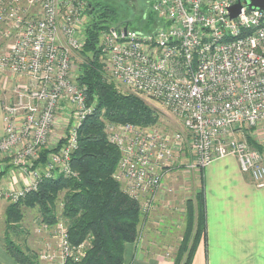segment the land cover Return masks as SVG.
Here are the masks:
<instances>
[{"label":"built area","instance_id":"built-area-1","mask_svg":"<svg viewBox=\"0 0 264 264\" xmlns=\"http://www.w3.org/2000/svg\"><path fill=\"white\" fill-rule=\"evenodd\" d=\"M238 2L151 0L159 25L148 31L121 25L101 34L99 61L107 80L151 100L178 123L174 130L107 123V138L121 152L114 177L146 213L178 162L196 171L235 156L241 171L264 186V154L235 135L243 126L264 122V12L243 5L232 16ZM89 6V0L0 1V43L9 44L0 66L26 78L13 88L16 98L3 105L0 156L10 154L32 176L21 189L0 190V197L17 201L42 176L76 175L71 158L79 128L96 105L79 86L73 62L86 41ZM63 103L74 109L62 110ZM61 113L71 124L61 144L47 147L44 167L35 169ZM57 227L58 248L47 247L42 257L61 262L83 257L86 243L72 244L65 224Z\"/></svg>","mask_w":264,"mask_h":264},{"label":"trees","instance_id":"trees-1","mask_svg":"<svg viewBox=\"0 0 264 264\" xmlns=\"http://www.w3.org/2000/svg\"><path fill=\"white\" fill-rule=\"evenodd\" d=\"M111 1L89 0L86 41L77 53L81 57L77 82L90 95L89 103L95 101L96 105L79 128V147L71 158L76 175L42 176L37 188L6 208L5 231L0 236V245L22 264H40L35 250L27 249L25 241L19 243L9 234L13 228H20L26 208L37 209L47 225L63 219L72 244L86 243L83 257L79 260L69 258L64 264H124L126 244L141 236V223L147 213L142 211L139 199L130 196L114 177L121 152L108 140L105 122L155 125L160 123L161 114L141 96L123 92L117 84L107 80L99 61V43L102 32L112 27L128 25L148 31L159 25V18L150 2L144 23L133 17L134 14L126 16ZM248 142L263 153V148L253 139ZM50 152V149H43L39 163L45 162ZM61 194L63 210L60 216L57 203ZM187 205L188 225L173 264H192L200 241L207 240L203 187L197 190L194 198L188 199Z\"/></svg>","mask_w":264,"mask_h":264},{"label":"crops","instance_id":"crops-1","mask_svg":"<svg viewBox=\"0 0 264 264\" xmlns=\"http://www.w3.org/2000/svg\"><path fill=\"white\" fill-rule=\"evenodd\" d=\"M13 95V88L0 78V138L5 125L3 105L12 100ZM195 173L198 175L194 181L196 191L188 199L204 188L207 240L200 241L192 264H264V186H256L252 178L241 171L237 158L231 155L218 158ZM31 179L30 172L15 165L10 154L0 156V190L21 189ZM6 199L0 197L4 214L0 220L4 226ZM152 210L142 220L141 240L126 244L124 264L174 263V254L162 251L161 247L178 244V228L161 223L159 228L155 227L151 222ZM4 230L0 228V236L4 235ZM0 262L22 264L2 245Z\"/></svg>","mask_w":264,"mask_h":264},{"label":"rangeland","instance_id":"rangeland-1","mask_svg":"<svg viewBox=\"0 0 264 264\" xmlns=\"http://www.w3.org/2000/svg\"><path fill=\"white\" fill-rule=\"evenodd\" d=\"M0 1L4 2L5 0H0ZM112 1L117 7H119L120 11H123V13H125L126 16L128 14H134L133 17L136 16L135 18L137 20H144L142 21L144 23L147 20L146 15L148 9L150 8L148 4L149 2L151 3V0H112ZM8 45L9 44L7 41L5 40L1 41L0 55L8 49ZM73 62L75 66H78L81 62V57L80 56L74 57ZM77 73H78V69L75 74L77 75ZM0 78H3L6 81V83H8V85L11 86L12 88L17 87L21 83L26 81L25 77L24 78L19 77L11 73L10 71L2 68L1 66H0ZM118 89L125 92V90H123L119 86ZM15 98H16V94L14 93L12 100H14ZM144 99L148 101L151 105L156 106V108L158 107L157 109L160 110L161 117L159 121L160 122L159 126L167 127L170 130H174L178 127V123L171 114H169L166 110L162 109L161 107L157 106L151 100H148L146 98ZM62 105L64 106L62 110L67 111V109H71V110L74 109V106L68 105L67 103H63ZM58 112L60 113L61 109ZM58 118L59 120H61V123L54 128V132L52 131L53 133H51L49 146L44 147L45 149H47V147L51 148L54 145L61 144V138H63L67 128L71 124V121L69 125L67 124V122L69 121L67 114H63V113L58 114ZM108 122L109 121L105 122L106 136H107ZM235 135L238 136L239 138L247 139L249 141L250 139H253V141H255L258 145H260L263 148V154H264V122H261L259 125L253 127L243 126L240 130L236 131ZM45 162L39 163V159L38 161H35L34 162L35 169L40 170L41 168H43ZM197 177L198 175L197 173H195V170L190 169L184 164L178 162L175 165V168L173 167L171 170L166 172L163 178V184L155 195L156 197L154 200V207L151 213L152 224L153 225L156 224L155 227L160 226L161 223V224H165V227L173 226L174 228H178V235H179L178 244L171 246L168 243L165 244V246L161 247L162 251L166 250L168 251L169 254H174V256L178 251L179 244L184 237V233L188 225L187 201H188V197L193 196L194 192L196 191V188L194 187V181L196 180ZM121 184H122V188L124 189L123 182H121ZM4 197L7 198L6 200L8 202V205L11 202L16 201L13 200L12 197L10 196H4ZM62 199H63V194H61L57 203V209H58L57 212L60 216L63 210ZM1 210L2 207L0 208V214H1L0 219L1 218L3 219L4 214L1 213ZM60 222L64 223V220L60 219V221L54 225H47L43 223L37 209L26 208L25 217L23 219L20 228L17 229L13 228L12 230H10L9 234L11 237H13L14 240H16L19 243H21V241L23 242L25 241V244L28 247L27 249L35 250L39 255L40 264H64L66 260L64 262H61L60 259L57 257L55 259L49 260L43 258L42 255L40 254L41 251L47 249V247L49 246H51L52 250H56L58 248L56 234L58 232L57 226ZM1 223L2 221L0 220V228H5V226L2 225L3 223L2 224ZM166 224L169 226H167Z\"/></svg>","mask_w":264,"mask_h":264},{"label":"water","instance_id":"water-1","mask_svg":"<svg viewBox=\"0 0 264 264\" xmlns=\"http://www.w3.org/2000/svg\"><path fill=\"white\" fill-rule=\"evenodd\" d=\"M243 5L247 6L251 10H258L264 12V0H241V2H238L237 4L231 7V15L236 16ZM87 98H90V95L88 93Z\"/></svg>","mask_w":264,"mask_h":264}]
</instances>
